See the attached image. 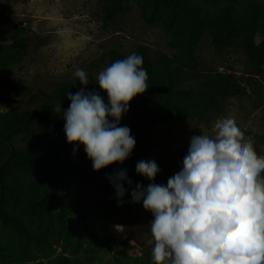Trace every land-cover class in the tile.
<instances>
[{
  "label": "rangeland",
  "instance_id": "obj_1",
  "mask_svg": "<svg viewBox=\"0 0 264 264\" xmlns=\"http://www.w3.org/2000/svg\"><path fill=\"white\" fill-rule=\"evenodd\" d=\"M106 2H0V45L20 37L28 44L27 55L20 63L0 66L5 78L31 89L14 93V103L9 110L34 113L45 103H53L57 88L78 78L74 75L77 69H83L98 81L99 73L110 66L112 50L128 55L144 45L154 61L165 55L173 60V66L178 65L174 62L177 48L171 44L172 37L161 23L153 26L145 23L139 0H133L131 11L119 14L109 26H104L101 20V6ZM191 4L214 15L220 14L226 6L224 2L212 5L205 0H192ZM256 9L257 26L262 28L264 0H238L233 17L246 18ZM242 39L227 50L217 51L207 31L197 51L198 70H180V89L206 88L212 76L233 72L246 86L247 95L225 100L206 118L191 115L175 122L157 123L148 137L152 147L142 160L157 163L160 172L155 183L166 186L168 179L181 171L176 164L188 154L191 138L202 134L214 137L215 122L223 118L234 119L245 140L252 141L254 148L264 154V80L256 75V64L245 51ZM100 95L107 104L108 98L103 93ZM9 110L0 103V114ZM131 119L132 110L129 109L122 116L120 126H127ZM33 126L29 134L14 138L13 143L20 151H25L29 140L36 135V121ZM89 162L85 152L84 164ZM115 173L110 165L101 169L96 177L99 182L107 183ZM130 178L133 183L124 185L126 194L122 200L106 203L107 211L103 213L95 206L100 194L73 176L69 187L56 190L67 210L63 221L58 220L57 209L52 205L54 217L49 222L32 217L24 208V204L39 193L41 174L16 171L11 182L20 193V200L14 203L7 197L5 208L23 218L38 239H31L25 252L24 239L0 221V264H155L151 246L142 238L149 232L154 216L144 209L142 201H132L136 185L147 188L152 181L138 174L136 167ZM117 226H122V230Z\"/></svg>",
  "mask_w": 264,
  "mask_h": 264
},
{
  "label": "trees",
  "instance_id": "obj_2",
  "mask_svg": "<svg viewBox=\"0 0 264 264\" xmlns=\"http://www.w3.org/2000/svg\"><path fill=\"white\" fill-rule=\"evenodd\" d=\"M107 1L101 6L104 26H109L119 14L127 13L133 7V0ZM191 1L139 0L145 23L149 26L161 23L172 37L171 44L177 48L174 58L177 66H173V60L165 55L154 61L150 57L149 48L144 45L138 46L128 55L118 50H112L109 54L111 65L136 53L142 56V67L148 73L147 91L135 97L129 105L132 119L127 127L136 140V146L122 164L112 165L116 172L126 170L129 179L137 163L148 155L152 147L148 137L157 123L175 122L191 115L206 118L220 108L225 100L247 95L246 86L233 72L212 76L206 88L180 89V70L199 68L197 51L207 31L217 51L227 50L245 35L242 39L243 47L256 64V75L264 80V26H257V9L246 18H234L238 0H205L212 5L226 3L218 15L201 11ZM27 48V41L22 37L14 38L9 44H1L0 66L20 63L27 55ZM87 77V91L103 93L108 98L98 81L92 75ZM83 87L77 78L58 87L52 97L54 102L45 103L34 113L28 110H9L14 103V93L30 92L31 89L23 84L12 83L0 73V103L9 110L0 114V221L24 239L25 252L31 239H38V235L26 226L23 218L5 208L7 197H11L14 203L20 200V193L11 182L16 177V171H38L41 174L39 193L24 204L29 215L39 220L53 221V205L57 209L58 220L63 221L67 210L56 190L69 187L73 176L100 194L95 206L103 213L107 211L104 207L106 203L121 200L117 198L111 181L101 183L97 180L98 172L94 170L91 160L89 164H84V146L69 144L67 141L62 109L67 110L70 106L67 94H75ZM57 106H61V111H56ZM34 121L36 135L29 140L27 149L20 151L13 140L17 135L29 134L33 130ZM255 150L258 155H264L259 149ZM184 157L176 164L180 170ZM261 178H264V173ZM123 183L127 184L126 181ZM93 236L98 239L95 234Z\"/></svg>",
  "mask_w": 264,
  "mask_h": 264
},
{
  "label": "clouds",
  "instance_id": "obj_3",
  "mask_svg": "<svg viewBox=\"0 0 264 264\" xmlns=\"http://www.w3.org/2000/svg\"><path fill=\"white\" fill-rule=\"evenodd\" d=\"M142 65V56L133 53L99 73L107 104L99 92L87 91L83 69L74 73L84 87L67 94L71 103L62 109L64 131L69 144L84 146L97 172L122 164L136 146L130 128L120 121L130 102L148 89ZM213 131L214 137L191 138L182 170L166 186L155 183L160 169L154 160L136 165L137 173L152 181L147 188L137 184L132 201H142L154 216L142 238L155 264H264V155L232 118L217 120ZM109 179L122 200L123 182L133 183L127 171Z\"/></svg>",
  "mask_w": 264,
  "mask_h": 264
}]
</instances>
